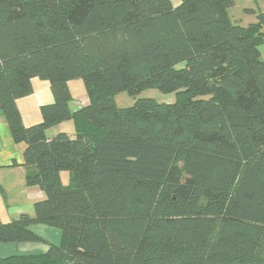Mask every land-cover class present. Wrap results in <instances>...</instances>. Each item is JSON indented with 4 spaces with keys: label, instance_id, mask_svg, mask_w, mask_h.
<instances>
[{
    "label": "trees",
    "instance_id": "1",
    "mask_svg": "<svg viewBox=\"0 0 264 264\" xmlns=\"http://www.w3.org/2000/svg\"><path fill=\"white\" fill-rule=\"evenodd\" d=\"M235 1L0 0V112L43 194L0 244L60 231L0 264H264V13L243 26ZM33 79L53 102L26 126ZM149 89L175 102L137 98Z\"/></svg>",
    "mask_w": 264,
    "mask_h": 264
},
{
    "label": "crops",
    "instance_id": "2",
    "mask_svg": "<svg viewBox=\"0 0 264 264\" xmlns=\"http://www.w3.org/2000/svg\"><path fill=\"white\" fill-rule=\"evenodd\" d=\"M170 2L173 7H177L180 4V0H170ZM238 3L239 0L235 2L233 11ZM242 11L246 14H251L248 8H242ZM229 14L233 20L239 21L242 24L240 19H237L235 14H232L231 10ZM252 22H248V24ZM70 83L71 81L68 87L71 92ZM72 96L73 101L70 105L72 110H76L80 106H86L89 103L87 96L75 97L73 94ZM52 102L53 97L48 84L33 79L32 94L18 100L16 104L23 123L28 126L40 122L41 115L39 108L43 105L52 104ZM63 125H66V128H63ZM60 131L73 134L72 123H63L49 129L47 136H53ZM22 151L23 147L13 142L4 115L0 112V223L11 222L24 214L33 215L34 204L43 199V194L36 187H27L25 184L26 171L22 165ZM37 229L31 228L38 235L35 231ZM59 242L53 243V245H57ZM47 249L48 247L40 248L35 243L0 244V257L44 254Z\"/></svg>",
    "mask_w": 264,
    "mask_h": 264
},
{
    "label": "rangeland",
    "instance_id": "3",
    "mask_svg": "<svg viewBox=\"0 0 264 264\" xmlns=\"http://www.w3.org/2000/svg\"><path fill=\"white\" fill-rule=\"evenodd\" d=\"M237 2V0L235 1ZM242 8H248L251 14H246L242 11ZM232 14H235L237 19H240L243 25H248V22H255V16L260 12H264V0H239V3L236 5L234 11L233 8L230 9ZM229 10V12H230ZM261 53V59L264 61V44L259 47ZM70 89L72 94L75 97L85 96L84 86L82 81L74 80L70 83ZM137 98H149L154 100L157 103H173L175 102V97L173 94H162L156 89H149L142 91ZM114 103L117 107L125 108L133 105L134 99L122 93L114 97ZM63 128H66V125H63ZM66 130V129H65ZM61 180L64 184L68 183V173L63 172L61 174ZM35 230L39 237L42 239L41 242H36V245H39L40 248L48 247L49 244L58 243L60 241V231L44 225H36L31 227ZM21 244V243H18Z\"/></svg>",
    "mask_w": 264,
    "mask_h": 264
}]
</instances>
